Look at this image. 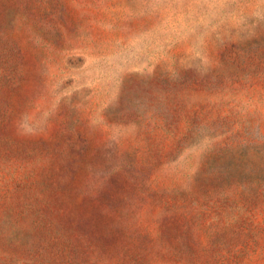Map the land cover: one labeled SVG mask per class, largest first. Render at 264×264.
<instances>
[{"label": "rangeland", "instance_id": "obj_1", "mask_svg": "<svg viewBox=\"0 0 264 264\" xmlns=\"http://www.w3.org/2000/svg\"><path fill=\"white\" fill-rule=\"evenodd\" d=\"M0 264H264V0H0Z\"/></svg>", "mask_w": 264, "mask_h": 264}]
</instances>
